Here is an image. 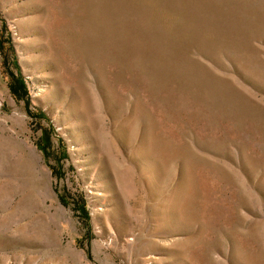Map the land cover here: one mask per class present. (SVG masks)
<instances>
[{"label":"rangeland","instance_id":"1","mask_svg":"<svg viewBox=\"0 0 264 264\" xmlns=\"http://www.w3.org/2000/svg\"><path fill=\"white\" fill-rule=\"evenodd\" d=\"M0 264H264V0H0Z\"/></svg>","mask_w":264,"mask_h":264}]
</instances>
